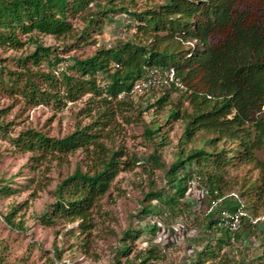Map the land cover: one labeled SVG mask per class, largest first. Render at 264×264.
Returning <instances> with one entry per match:
<instances>
[{"label":"trees","instance_id":"1","mask_svg":"<svg viewBox=\"0 0 264 264\" xmlns=\"http://www.w3.org/2000/svg\"><path fill=\"white\" fill-rule=\"evenodd\" d=\"M99 1L0 0V50L18 52L28 44L36 45L35 51L25 57L7 59L0 55V94L23 99L35 108L51 106L55 111L87 98L80 116L90 122L79 123L63 138L30 129L12 139L9 126L0 122V140L11 141L21 153L33 154L36 163L61 161L78 151L87 155L88 171L78 167L57 186L53 210L41 219L48 226L60 219L79 221L83 234L89 233L92 210L116 178L143 162L105 144L119 117L127 119L125 113L134 110L130 91L149 69H174L186 90L161 88L166 92L142 112L152 107L164 110L170 106L174 92H183L190 109L182 111L181 102L168 112L169 119L183 120L181 143L194 142L199 134L208 137L188 154L182 150L167 169L158 153V147L166 145L162 127L155 122L145 127L146 138L155 146L150 166L165 172L168 187L152 189L146 195L150 204L143 207L142 214L163 221L167 214L162 207L172 215L175 211L181 214V201L196 177L202 190H209L212 201H221L208 216L207 225L220 237L197 253L196 264L207 260L213 264H264V256L251 254L248 249L239 258L231 252L220 256L225 247L243 240L252 230V226L242 228L251 221L250 216L243 217L237 233L220 227L217 221L223 210L257 215L264 207V160L259 157L264 149V0H166L157 7L135 10L118 7L114 0L105 5ZM121 14L128 15L127 28H136V33L117 39L109 47L98 46L92 32L101 33L106 22L122 25L117 18ZM75 21H82L84 28L78 30ZM39 36L72 40L66 51L81 45H97L98 49L91 57L65 59L57 49L38 44ZM5 114V110L0 111V118ZM239 168L247 169L243 176H230L231 169ZM227 190L231 191L229 196L225 195ZM14 193L9 186L0 188V194ZM16 212L0 214L14 230ZM157 230L160 226L155 225L150 231ZM142 232L126 233L123 256L130 255L128 237L135 240ZM262 242L264 249V235ZM55 253L60 259L61 254ZM139 259L137 264H152L158 256L151 250ZM0 264H9L5 250L0 254Z\"/></svg>","mask_w":264,"mask_h":264},{"label":"rangeland","instance_id":"2","mask_svg":"<svg viewBox=\"0 0 264 264\" xmlns=\"http://www.w3.org/2000/svg\"><path fill=\"white\" fill-rule=\"evenodd\" d=\"M109 1L99 2L105 5ZM165 2L166 0H114V5L129 6L135 10L146 6L157 7ZM117 18L122 20V25L106 22L101 33L92 32V40L99 42L98 46L109 47L117 39L136 33V28H127L128 15L121 14ZM75 25L78 30L84 28L82 21H75ZM37 40L38 44L57 49L61 58L65 59L71 56L91 57L98 49L97 45H81L72 51H66L72 40H56L50 36H39ZM35 49V44H28L18 52L0 50V55L7 59L20 58L32 54ZM10 66L14 68L13 63ZM41 69H46V65ZM165 92L166 90H156L145 96H134L133 112L125 113L127 119L119 117L118 125L110 132L109 139L105 142L107 147L115 151L124 150L143 162L134 171L122 172L116 178L110 191L92 210L93 227L86 234L80 230L79 221L72 223L60 219L48 226L41 217L53 210L57 198L56 189L63 180L73 175L78 167L83 172L88 171L87 155L78 151L61 161L36 163L33 154L21 153L11 141L0 140V188L9 186L16 192L10 196L0 194V214L8 216L17 210L15 230L7 226L0 217V254L5 250L9 264H137L139 258L146 256L151 250H155L158 256V259L152 260V264H196L197 253L210 241L214 242V239L216 241L220 237L219 233H211L207 228L212 199L203 196L205 189L202 190L203 186L196 177L191 182L185 199L181 201V214L175 211L172 215L167 207H162L167 214L165 222L158 216L145 217L142 214L143 207L150 204L146 195L152 189L163 190L168 187L165 172L154 170L150 166L149 157L154 153L155 146L146 138L145 127H150L152 122L162 127L161 135L166 138V145L159 146L158 153L167 169L177 160L182 150L188 154L192 148L201 147L202 139L208 137L199 134L194 142L181 143L183 120L169 119L168 112L181 102H184L182 111L190 109L183 92H174L170 106L164 110L152 107L142 112L149 105L155 104ZM86 102L87 98L55 111L51 106L41 105L35 108L23 99L0 94V111H6L0 122L9 126V136L12 139L30 129L41 131L50 137L63 138L71 134L79 123L90 122V119L80 116ZM259 157L264 160V149L260 151ZM244 170L247 169H231L230 176H243ZM167 192H171L169 188ZM230 193L227 190L225 195L229 196ZM247 212L243 213L250 216L251 221L247 220L242 228L245 230L252 226V230L247 231L243 240H235L231 247H225L220 252L221 258L230 252L235 258H239L245 249L251 254L264 256V207L257 215ZM155 225L160 226V230L152 233L150 230ZM129 230L143 232L135 240L128 237L130 255L123 256L121 248ZM55 251L61 254L60 259L56 257ZM218 260L220 259L215 262ZM204 264L213 262L207 260Z\"/></svg>","mask_w":264,"mask_h":264},{"label":"built area","instance_id":"3","mask_svg":"<svg viewBox=\"0 0 264 264\" xmlns=\"http://www.w3.org/2000/svg\"><path fill=\"white\" fill-rule=\"evenodd\" d=\"M161 88H175L180 91L186 90V86L177 77V73L174 69L160 70L153 68L147 71L144 78L135 83L132 90L130 91V95L141 97ZM123 96H121V98H123ZM204 191L205 192L203 195H210L208 189H205ZM220 202V200L212 201V207L208 211V215L213 213V210L220 204ZM244 216L245 214L243 211L229 212L227 210H223L218 215L217 221L220 227L225 228L232 233H237L242 227Z\"/></svg>","mask_w":264,"mask_h":264}]
</instances>
